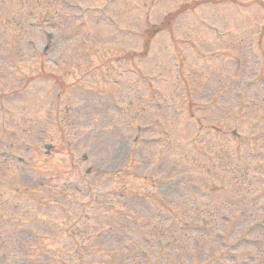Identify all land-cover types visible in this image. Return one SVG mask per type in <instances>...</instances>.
I'll use <instances>...</instances> for the list:
<instances>
[{
  "label": "rangeland",
  "instance_id": "374dc122",
  "mask_svg": "<svg viewBox=\"0 0 264 264\" xmlns=\"http://www.w3.org/2000/svg\"><path fill=\"white\" fill-rule=\"evenodd\" d=\"M200 1L0 0V229L27 241L28 228L52 239L72 235L68 249L78 250L80 264H146L141 250L149 264H240L234 256L253 251L239 242L240 230L261 229L249 226L256 216L246 220L264 189V92H255L264 83V33L256 32L264 26V0H211L169 15ZM168 18L171 32L156 36L142 60V33ZM236 94L244 101L239 115ZM199 122L220 128L223 139L256 140L254 152L220 139L211 140L215 147L202 143L217 131L197 130ZM153 137L161 142L141 143ZM136 147L148 167L124 171L130 161L123 158ZM195 149L207 157L198 166L189 155ZM223 150V162L230 171L237 165L241 177L234 182L231 172L208 184L211 159L221 163ZM222 185L235 205L242 201L229 216L246 211L226 239L217 236L223 221L211 222L193 201L182 203L185 189ZM225 205H218L222 214ZM202 227L209 235L194 230ZM245 240L264 264V231ZM0 254V264L19 256L14 249Z\"/></svg>",
  "mask_w": 264,
  "mask_h": 264
},
{
  "label": "trees",
  "instance_id": "16d2710c",
  "mask_svg": "<svg viewBox=\"0 0 264 264\" xmlns=\"http://www.w3.org/2000/svg\"><path fill=\"white\" fill-rule=\"evenodd\" d=\"M183 9H185V7H183ZM175 13H174V15H176ZM171 15H173V14H171ZM171 20H173V18L165 19L164 22L161 23L160 25L150 26L148 28V30L146 31V34H145V48L148 47V44L156 36V34H158V32L165 30V29H170V25L172 24Z\"/></svg>",
  "mask_w": 264,
  "mask_h": 264
}]
</instances>
